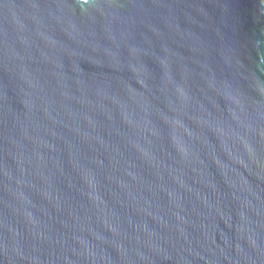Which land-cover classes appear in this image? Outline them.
Returning a JSON list of instances; mask_svg holds the SVG:
<instances>
[{"label": "water", "instance_id": "95a60500", "mask_svg": "<svg viewBox=\"0 0 264 264\" xmlns=\"http://www.w3.org/2000/svg\"><path fill=\"white\" fill-rule=\"evenodd\" d=\"M0 264H264V0H0Z\"/></svg>", "mask_w": 264, "mask_h": 264}]
</instances>
